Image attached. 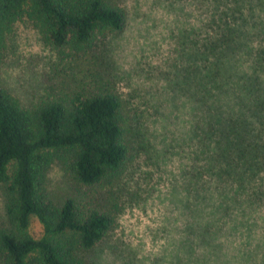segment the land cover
<instances>
[{"label": "trees", "instance_id": "obj_1", "mask_svg": "<svg viewBox=\"0 0 264 264\" xmlns=\"http://www.w3.org/2000/svg\"><path fill=\"white\" fill-rule=\"evenodd\" d=\"M173 2L197 14L196 26L187 19L174 36L175 84L195 110V150L182 170L185 210L204 234L238 222L251 228L249 218L264 207V0ZM17 23L29 24L63 60L82 64V76L72 73L28 103L0 84V260L88 264L86 253L122 209L121 181L146 138L95 55L107 37L126 31L127 13L119 0H0V72ZM55 163L74 186L71 195L50 193ZM31 217L42 226L39 238L29 231Z\"/></svg>", "mask_w": 264, "mask_h": 264}, {"label": "rangeland", "instance_id": "obj_2", "mask_svg": "<svg viewBox=\"0 0 264 264\" xmlns=\"http://www.w3.org/2000/svg\"><path fill=\"white\" fill-rule=\"evenodd\" d=\"M119 1L127 13L128 27L121 35L107 37L95 55L133 114L134 124L138 122L147 131L144 141L137 142L121 181L126 184L122 209L105 239L86 253L87 263L261 264L264 207L249 218L251 228L238 222L235 230L226 227L229 230L218 236L213 229L201 233L192 209L184 207L182 170L195 150V110L175 84L181 74L176 75L174 36L187 19L196 26L197 14L174 0ZM8 49L0 84L24 103L42 95L50 85L71 81L72 73L82 76V64L63 60L27 23L15 25ZM47 186L56 198L74 190L58 163L48 170ZM3 205L0 187V222ZM29 231L35 238L41 236L37 218H30Z\"/></svg>", "mask_w": 264, "mask_h": 264}]
</instances>
